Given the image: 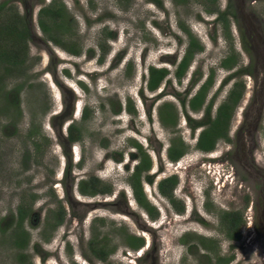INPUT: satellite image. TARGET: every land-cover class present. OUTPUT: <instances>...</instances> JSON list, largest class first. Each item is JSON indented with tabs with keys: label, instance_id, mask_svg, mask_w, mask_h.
<instances>
[{
	"label": "rangeland",
	"instance_id": "rangeland-1",
	"mask_svg": "<svg viewBox=\"0 0 264 264\" xmlns=\"http://www.w3.org/2000/svg\"><path fill=\"white\" fill-rule=\"evenodd\" d=\"M51 1L0 0V20L16 12L31 30L19 43L27 50L24 63L0 62V264H217L218 257L264 264V82L255 83L264 62L257 54L264 0H245V7L243 0H217L212 13L206 0H58L73 24L63 42L76 43L79 54L45 36L38 13ZM243 10L257 19L251 38L243 35ZM224 11L225 22L219 20ZM183 27L202 49L178 78L190 40ZM229 57L234 61L225 65ZM249 64L257 70L252 75L242 71ZM151 66L170 71L153 91ZM210 77L205 104L185 109L181 99ZM237 80L244 88L230 140L219 139L209 152L198 149L203 127L194 130L189 119H202L210 101L214 116ZM167 104L174 124L161 117ZM72 123L80 140L68 138ZM174 142L186 150L178 161L169 156ZM136 143L152 160L142 181L155 218L135 200L129 182L139 162L132 158ZM172 175L181 211L158 188ZM91 176L112 192L83 194L79 183ZM231 210L245 221L238 239L222 226L221 214ZM129 234L145 245L135 250ZM93 239L108 249L105 260L91 248Z\"/></svg>",
	"mask_w": 264,
	"mask_h": 264
},
{
	"label": "trees",
	"instance_id": "trees-1",
	"mask_svg": "<svg viewBox=\"0 0 264 264\" xmlns=\"http://www.w3.org/2000/svg\"><path fill=\"white\" fill-rule=\"evenodd\" d=\"M207 4L202 1L205 5L206 10L210 13L217 11L216 2L217 0H206ZM3 7V6H2ZM219 11V10H218ZM227 12H219V20L227 19ZM38 22L48 40L53 43L64 47L66 50L79 54L81 48L73 43L71 46L67 45L62 39L63 33L67 34V28L73 27L71 20L66 11V7L63 2L58 0H52L49 4L41 7L38 13ZM183 29L188 34L189 46L187 51L181 61L178 64V68L176 70V77L181 78L188 67L192 59L194 58L197 51L202 49L201 44L198 39L194 37L193 33L187 27H183ZM31 34L30 27L28 25L27 19L24 15H20L19 13L12 12L10 18L6 20H0V62L2 60H8L11 64L15 66H19V64L24 63L27 57V50L25 47L20 46L19 43L24 44L28 37ZM111 35L114 36V32H111ZM9 47V48H8ZM234 61V57H229L224 61L225 65L229 62ZM169 70L165 67L158 68L155 66H151L149 70V80L148 86L150 90H156L160 87L163 80L169 74ZM212 84V77H210L198 90V92L191 98L188 96L181 99L182 105L186 109L187 105L191 107L193 110H200L201 107L205 104L207 92ZM244 84L240 80L234 82L232 88L229 91L226 99L219 105L216 110L215 115L213 116V101H210L206 106L204 117L200 120L189 119V122L193 129L195 130L198 127H203L201 131L198 141L197 148L203 151H212L219 139L226 138L228 136V126L231 124L232 116L234 115V111L238 102L242 96ZM168 110L163 112L160 111L161 117L164 119H168V122L175 123V115L174 108L171 104L166 105ZM168 117V118H166ZM85 120L87 119V115L84 116ZM81 130L79 129L76 123H72L69 127L68 138L71 141H76L81 139ZM175 143V142H174ZM139 152L138 154L132 153V158L134 160L139 159V162L136 164L135 169L132 175L129 177V182L134 190V197L138 204L145 208L149 215L152 218H155L158 215V210L151 206L147 195L143 189V174L145 170H148L152 166V160L148 154L142 149V146L139 143H136ZM186 152L185 146L180 142H177L172 145L169 150V156L171 160L178 161ZM121 160V159H118ZM147 182H154L153 177L150 175L145 176ZM176 176H169L167 178L162 179L158 183V188L162 194L167 196L172 204L181 211L183 206L174 198V188L177 184ZM102 181L97 176H91L88 179H83L79 183L80 191L85 195L96 196L99 194H107L112 192L111 186H101ZM20 215L22 217L23 213L26 212L23 207L20 208ZM59 218L63 220L64 218V208L61 206L59 210ZM222 226L225 228L227 235L231 239H238L240 236V230L244 225L245 221L243 219V215L238 210H231L228 212H223L221 214ZM129 240L132 247L135 250H139L141 247L145 245V239L138 236H133L129 234ZM26 237V236H25ZM25 239V238H24ZM98 242L96 239H93L90 244L94 253L100 259L105 260L107 254L109 253L108 249L105 245L97 246ZM16 244L19 246H23L21 244V239L16 240ZM97 248V249H95ZM231 261L230 257H218L217 264H227Z\"/></svg>",
	"mask_w": 264,
	"mask_h": 264
},
{
	"label": "flooded vegetation",
	"instance_id": "flooded-vegetation-1",
	"mask_svg": "<svg viewBox=\"0 0 264 264\" xmlns=\"http://www.w3.org/2000/svg\"><path fill=\"white\" fill-rule=\"evenodd\" d=\"M243 3H244V7H245V0H243ZM246 10V9H245ZM243 15H244V22H245V26H246V30L248 31H245V33H243V35H249V38H251V36L253 37V35L255 34H251V32H252V29L254 28L253 26H254V22L255 21H257V19H255V16H253V15H251L250 13H246L244 10H243ZM252 28V29H251ZM251 29V30H250ZM255 30V32H256V35H257V31H258V29H254ZM255 37H257V36H255ZM258 38V37H257ZM255 41L257 40L256 38H253ZM259 40V39H258ZM244 46H245V48H246V44L244 43ZM257 54H258V56L261 58L260 59V61H262L263 59H264V42H263V44H262V46L260 47V52H257ZM254 66H255V64L253 65V67H252V64H249V66L248 67H246V68H248V70H245V68L244 69H242V71H243V73H245V72H247V73H249V74H253V70L255 69L254 68ZM249 68H250V70H249ZM254 68V69H253ZM256 69H258V64H256ZM261 69H262V71H259L258 70V72H257V70H254L255 72H257V74H256V76H255V79H256V81H255V83H260V82H264V77L262 78V80H260L259 79V74H260V72H262V73H264V62L262 63V65H261ZM245 71V72H244ZM258 113H260L261 114V112L260 111H258ZM249 114H247V116H248ZM257 119H256V121H259V118H260V116H259V114H257ZM225 139H227L228 141L230 140V139H228V136L225 138ZM244 156H245V159L243 158V164L245 163V168H246V166L248 165L247 163H246V161L247 162H249L248 161V159H247V157H246V153H244ZM253 166V165H252ZM248 171H250V169L248 170ZM263 180V179H262Z\"/></svg>",
	"mask_w": 264,
	"mask_h": 264
},
{
	"label": "bare ground",
	"instance_id": "bare-ground-1",
	"mask_svg": "<svg viewBox=\"0 0 264 264\" xmlns=\"http://www.w3.org/2000/svg\"><path fill=\"white\" fill-rule=\"evenodd\" d=\"M182 164H183V163H182ZM182 164H181V165H182Z\"/></svg>",
	"mask_w": 264,
	"mask_h": 264
}]
</instances>
